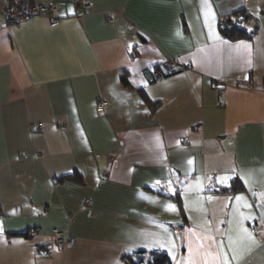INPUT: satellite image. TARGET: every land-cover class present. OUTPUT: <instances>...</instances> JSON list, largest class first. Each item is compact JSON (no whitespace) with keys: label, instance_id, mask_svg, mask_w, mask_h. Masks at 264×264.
Here are the masks:
<instances>
[{"label":"crops","instance_id":"crops-1","mask_svg":"<svg viewBox=\"0 0 264 264\" xmlns=\"http://www.w3.org/2000/svg\"><path fill=\"white\" fill-rule=\"evenodd\" d=\"M41 1L56 27L0 0V264H264V0L235 41L243 0Z\"/></svg>","mask_w":264,"mask_h":264},{"label":"built area","instance_id":"built-area-1","mask_svg":"<svg viewBox=\"0 0 264 264\" xmlns=\"http://www.w3.org/2000/svg\"><path fill=\"white\" fill-rule=\"evenodd\" d=\"M72 4L78 5L83 9H91L90 0H70ZM253 0H243L244 5L249 10L250 3ZM59 4L57 2H44L41 0H7V5L3 10L6 25H18L23 21L32 17H46L49 20L50 27H56L60 23V16L58 11ZM108 20H112L110 15ZM108 102L104 99L97 100L95 110L98 113L104 112ZM39 128L42 124H37ZM59 126L64 127V123L60 122ZM186 140H183L185 143ZM89 203V200H86ZM253 231V229H252ZM51 243L55 246H65L72 242V238L64 231L54 228L50 236Z\"/></svg>","mask_w":264,"mask_h":264},{"label":"trees","instance_id":"trees-1","mask_svg":"<svg viewBox=\"0 0 264 264\" xmlns=\"http://www.w3.org/2000/svg\"><path fill=\"white\" fill-rule=\"evenodd\" d=\"M253 21V17L250 11L247 8L226 14L219 18L218 20V30L222 37L225 39L235 41L239 39H250L257 32V24H254L251 30H247L244 26L246 22ZM255 22V21H254ZM181 70V68H179ZM152 80H155L159 77L165 75L161 73L158 65L152 69ZM172 72L167 73L169 75ZM143 100L151 105V109H154L158 102H152L148 98L143 97ZM68 177H71L74 180L81 181L79 174L77 172L72 173ZM243 189L242 182L238 178H233L230 184L226 187H221L213 190L212 193L215 194H233ZM150 259L147 261V264H171V260L168 255L164 252L152 251L149 253ZM121 259L125 262L131 260V256L123 254Z\"/></svg>","mask_w":264,"mask_h":264},{"label":"snow or ice","instance_id":"snow-or-ice-1","mask_svg":"<svg viewBox=\"0 0 264 264\" xmlns=\"http://www.w3.org/2000/svg\"><path fill=\"white\" fill-rule=\"evenodd\" d=\"M237 199L240 200V199H243V197H237ZM168 207H169L170 209H173V210H174V206L169 205ZM225 264H227V261H225Z\"/></svg>","mask_w":264,"mask_h":264}]
</instances>
